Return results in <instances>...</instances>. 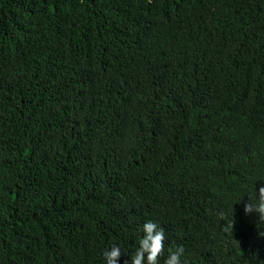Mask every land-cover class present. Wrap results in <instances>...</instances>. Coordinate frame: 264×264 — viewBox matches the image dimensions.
I'll return each mask as SVG.
<instances>
[{
  "label": "trees",
  "instance_id": "obj_1",
  "mask_svg": "<svg viewBox=\"0 0 264 264\" xmlns=\"http://www.w3.org/2000/svg\"><path fill=\"white\" fill-rule=\"evenodd\" d=\"M261 186L264 0H0V264H264Z\"/></svg>",
  "mask_w": 264,
  "mask_h": 264
},
{
  "label": "clouds",
  "instance_id": "obj_2",
  "mask_svg": "<svg viewBox=\"0 0 264 264\" xmlns=\"http://www.w3.org/2000/svg\"><path fill=\"white\" fill-rule=\"evenodd\" d=\"M249 200L244 204L246 215L256 214L261 222H264V186L256 189L255 200L251 195ZM218 218L226 223L223 225V231L232 232L235 222H228L223 211L218 213ZM143 237L138 241V247L135 254L130 259V264H159L160 258L165 251V233L163 228L158 227L155 222L148 221L143 225ZM185 254L183 246H177L175 250L169 249V254L164 264H182L181 257ZM104 259L106 264H119L122 257L121 248L113 245L110 250H105ZM125 264H129L128 261Z\"/></svg>",
  "mask_w": 264,
  "mask_h": 264
}]
</instances>
